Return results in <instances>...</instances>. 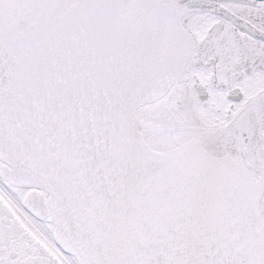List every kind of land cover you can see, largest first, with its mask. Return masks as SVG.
<instances>
[{
	"label": "snow or ice",
	"instance_id": "obj_1",
	"mask_svg": "<svg viewBox=\"0 0 264 264\" xmlns=\"http://www.w3.org/2000/svg\"><path fill=\"white\" fill-rule=\"evenodd\" d=\"M0 264H264V0H0Z\"/></svg>",
	"mask_w": 264,
	"mask_h": 264
}]
</instances>
